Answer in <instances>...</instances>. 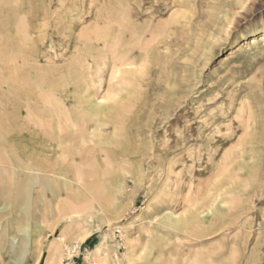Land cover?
Segmentation results:
<instances>
[{
  "label": "rangeland",
  "instance_id": "rangeland-1",
  "mask_svg": "<svg viewBox=\"0 0 264 264\" xmlns=\"http://www.w3.org/2000/svg\"><path fill=\"white\" fill-rule=\"evenodd\" d=\"M0 134V264H264V0H0Z\"/></svg>",
  "mask_w": 264,
  "mask_h": 264
},
{
  "label": "bare ground",
  "instance_id": "bare-ground-1",
  "mask_svg": "<svg viewBox=\"0 0 264 264\" xmlns=\"http://www.w3.org/2000/svg\"><path fill=\"white\" fill-rule=\"evenodd\" d=\"M122 8H124V7H122ZM130 8H131V7H130ZM9 10H10V9H9ZM120 13H121V12H120ZM19 19H20V18H19ZM9 22H10V21H9ZM103 22H104V21H103ZM155 24H156V23H155ZM162 25H163V24H161L160 26H162ZM167 28H168V26H167ZM106 29H107V28H106ZM96 34H97V33H96ZM100 35H101V34H100ZM12 37H13V36H12ZM96 38H97V37H96ZM103 39H104V38H103ZM256 39H257V38H256ZM256 39H255V38H252L251 41H250V43H253V44H254V43L256 42ZM25 40H26V39H25ZM100 41H101V40H100ZM257 41H258V40H257ZM257 43H258V42H257ZM257 43H256V44H257ZM16 44H17V42H16ZM12 64H13V63H12ZM125 65H126V64H125ZM56 66H57V65H56ZM17 67H18V66H17ZM17 67H16V68H17ZM15 71H16V70H15ZM120 71H121V70H120ZM22 72H23V71H22ZM113 74H114V73H113ZM113 74H112V75H113ZM36 76H37V75H36ZM114 78H115V76H114ZM134 79H135V78H134ZM112 83H113V82H112ZM44 84H45V83H44ZM130 84H131V83H130ZM52 85H53V84H52ZM54 86H55V85H54ZM34 89H35V88H34ZM112 89H113V88H112ZM101 91H102V90H101ZM109 91H110V89H109ZM53 92H54V91H53ZM40 99H41V98H40ZM122 102H123V101H122ZM125 110H126V109H125ZM127 110H128V109H127ZM89 112H90V111H89ZM17 115H20V114H17ZM17 115H16V116H17ZM21 115H22V114H21ZM67 115H68V113H67ZM94 115H95V114H94ZM4 116H5V115L3 114V117H1V119L4 118ZM18 117H19V116H18ZM25 117H26V116H25ZM25 117H24V118H25ZM96 117H98V116H96ZM98 119H99V118H98ZM102 119H103V118H102ZM5 120H7V118H6ZM15 121H16V120H15ZM101 121H102V120H101ZM7 123H10V122H7ZM97 123H99V121H98ZM3 124H4V123H3ZM101 124H102V123H101ZM20 125H22V124H20ZM23 125H25V124L23 123ZM28 125H29V123H28ZM6 126H7V125H6ZM6 126H5V127H6ZM66 126H67V125H66ZM103 126H104V125H103ZM5 127H4V128H5ZM7 127H8V126H7ZM24 127H27V126L25 125ZM67 127H68V126H67ZM101 127H102V125H101ZM11 128H12V127H11ZM56 128H57V127H56ZM23 129H24V128H23ZM13 130H15V129H13ZM18 130H19V129H18ZM20 130H21V129H20ZM32 130H34V129H32ZM44 130H45V129H44ZM45 131H46V130H45ZM1 132H2V131H1ZM13 132H14V131H13ZM15 132H16V131H15ZM20 133H21V131H20ZM36 134H37V133H36ZM0 135H1V134H0ZM4 135H5V133H4ZM6 136H7V134H6ZM7 137H8V136H7ZM10 139H11V138H10ZM25 139H26V138H25ZM1 140H2V139H1ZM7 143H8V142H7ZM18 144H19V143H18ZM14 146H15V145H14ZM14 146H13V147H14ZM7 147H8V146H7ZM5 148H6V147H5ZM8 148H9V147H8ZM6 149H7V148H6ZM3 152H4V151H3ZM3 154H4V153H3ZM15 154H16V153H15ZM4 156H5V155H4ZM19 156H20V155H19ZM12 157H13V156H12ZM15 157H16V156H15ZM8 159H9V158H8ZM8 159H7V160H8ZM30 159H31V158H30ZM38 159H39V158H38ZM0 160H1V159H0ZM15 160H16V159H15ZM19 160H21V157H19ZM28 160H29V159H28ZM5 161H6V160H5ZM16 161H18V159H17ZM19 162H20V161H19ZM20 164H21V163H20ZM18 166H19V165H18ZM27 169H28V168H27ZM5 171H7V170H5ZM28 171H29V170H28ZM93 175H94V174H93ZM50 182H51V181H50ZM32 184H33V183H32ZM47 187H48V186H47ZM3 190H4V188H3ZM29 191H30V190H29ZM27 196H28V195H27ZM27 198H28V197H27ZM23 199H24V198H23ZM29 199H30V198H29ZM21 201H22V200H21ZM27 201H29V200H27ZM26 203H27V202H26ZM24 205H25V202H24ZM25 206H26V205H25ZM196 222H197V220H196ZM18 253H19V252H18Z\"/></svg>",
  "mask_w": 264,
  "mask_h": 264
}]
</instances>
